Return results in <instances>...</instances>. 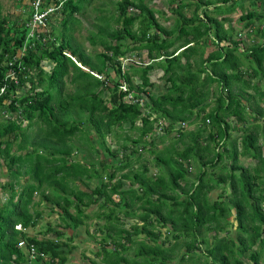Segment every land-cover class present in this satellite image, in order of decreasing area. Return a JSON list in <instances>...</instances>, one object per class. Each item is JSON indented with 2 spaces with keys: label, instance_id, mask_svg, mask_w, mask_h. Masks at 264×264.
<instances>
[{
  "label": "trees",
  "instance_id": "trees-1",
  "mask_svg": "<svg viewBox=\"0 0 264 264\" xmlns=\"http://www.w3.org/2000/svg\"><path fill=\"white\" fill-rule=\"evenodd\" d=\"M90 2L68 0L58 35L55 26L37 33L19 59L30 11L11 21L0 3V166L6 164L13 179L26 166L30 179L18 192L10 185L9 210L0 205V264H67L80 229L91 236L101 264H264V145L258 138L264 136V86L254 82L264 71V0H167L174 16L169 29L146 0H119L116 14L100 15L101 25L87 36L101 48L94 55L72 34L75 15ZM239 9L240 31L248 36L235 39L230 22ZM142 51L148 61L124 70L121 59ZM43 61L52 64L50 72ZM154 70L164 81L159 95L151 92ZM66 79L72 93L64 91ZM129 94L136 101H126ZM232 121L241 124L239 141L231 135L238 130ZM124 125L137 137L122 134ZM108 137L122 141L110 147ZM15 143L17 152L31 151L16 155ZM157 143L164 146L157 149ZM240 157L254 166L242 165ZM36 194L60 209L63 226L47 230L54 239L15 229L39 222L30 210L39 204Z\"/></svg>",
  "mask_w": 264,
  "mask_h": 264
},
{
  "label": "rangeland",
  "instance_id": "rangeland-1",
  "mask_svg": "<svg viewBox=\"0 0 264 264\" xmlns=\"http://www.w3.org/2000/svg\"><path fill=\"white\" fill-rule=\"evenodd\" d=\"M117 1H119V0H91L90 4L86 6L84 12L78 13L75 15V17L79 20V23H77L74 26V30H73L72 34L75 38V43L77 45H79L86 53H88L90 55H94L95 53L101 51V48L99 46L92 47L90 45V43L87 39V36L89 35V33L91 31L96 30L95 25H101L98 21V17L100 15L103 14L106 17H111L112 15L116 14L115 6H116ZM146 1L151 7H153V9L155 11H157L156 15H157V19L159 20V22L164 27H166L168 29L171 28L174 24V16L172 14H170V12H169L170 6L167 3V0H146ZM177 1H179V0H177ZM186 1H192V0H186ZM0 3L2 6V15L6 16V18H8V20L19 21L20 19L27 18L29 10H30V8L28 6V3H29L28 0H23V1L0 0ZM245 9H246V7H245ZM102 12H104V13H102ZM130 12L136 13V10L131 8ZM158 12H161L163 16L159 15ZM185 12H186V15L190 16L191 10H185ZM242 12L243 11L241 9H239L237 11V13L232 16L231 22H230V25L232 27H236V29L241 27V23L238 21V18ZM60 18H61V16L59 14H55V15H52L48 21V24L50 23V25H48V31H50L51 28L53 29L55 26V28L53 29V33L56 36L58 35V31H59L58 25L60 22ZM166 18L168 20H164ZM113 25L114 24L111 23V26H113ZM51 26H53V27H51ZM135 61H137V63ZM139 61H141V62H147L148 61L145 51L138 53V55L135 52L127 54L123 59H121V65H122L124 70H127L130 68V65H132V64L136 63L135 65H140L141 63ZM41 65H42L43 69L45 70V72L51 71L52 64L49 61H43L41 63ZM77 65L80 66L84 71H89L87 68L81 66L78 62H77ZM161 75H162V72L160 70H154L150 73L151 81H154L156 84V87L153 88V90L151 91L155 95H159L165 91V88L163 86L164 81L160 80ZM113 76H114V74L112 73L111 77H113ZM133 81L135 84L139 83L138 77L137 76L135 77L133 75ZM257 85L263 86L264 83H262L261 85H259V84H257ZM28 88H29V85L26 84L25 87L18 92L19 95L26 92V90ZM64 91L66 93H72L74 91V86L71 83H69L68 79H66V85H65ZM248 93L250 94L251 92H248ZM105 98L108 99V94H105ZM6 118H8V115L6 116ZM249 122L251 123V121H249ZM232 123H233V125H235L236 128H238V130H235V132L231 133V135L233 137H235L236 139H238V141H239L241 135L243 134V131L240 128L241 124L237 125L233 121H232ZM25 126H26V122L23 123V127H25ZM242 126H246V125H242ZM127 127H128V125H124L121 133L122 134L129 133V135L133 139L136 138L137 133L136 132H129ZM192 127H194V126H192ZM89 131H90V135L93 138H95V133H94L93 129L90 128ZM28 132L30 133V131H28ZM156 133H157V131H156ZM159 134L162 135L163 132L160 131ZM172 136H174V134ZM172 136H170L169 139H171ZM158 137L159 136L156 135L155 139L157 140ZM258 138H259V143L261 145H264V136L260 135ZM116 141L121 142L122 141L121 137H119V138L108 137L107 138V142L110 145V147H113L114 144H116ZM163 146H164V143H157L156 144L157 149H161V147H163ZM15 147L16 146L14 145L13 146V153H15L16 155H19V154L23 155L27 150L31 151V148H28L26 151L17 152ZM86 155H88V153ZM151 158L152 157L150 155L145 154V159L148 161L147 164L150 167V171L153 174L155 172V169L153 168L154 166H153V161L151 160ZM225 162L227 163V161H225ZM240 163L244 166H247V167H250V166L253 167L254 166V162H252L250 159H246V157H241ZM17 168L18 167L15 166L13 168V170L15 169V171H17ZM218 168L214 169V172H216V174H218L217 173ZM26 169H27L26 166H23L19 170L21 173L20 174L21 176L18 180L19 181V183H17L18 185H16L15 180L12 178L11 173H10L9 169L7 168L6 164H3L0 166V205H2V206L6 205L5 207H7L8 210L10 209V206L7 204V202H8L10 193H11V189L9 186L13 185L15 187V185H16L18 187V191H19L21 189L20 186L29 182V180H30L29 176L24 173V171ZM189 169H190V171L192 170V173L189 175H190V177H193V173H194L193 166H190ZM223 171H225V170H223ZM223 171H220V172H222L224 174ZM102 180H103L102 178L93 180L90 182L89 186L93 187L96 183H99ZM79 187L81 189L86 188L83 184H80ZM226 190H228V189H226ZM217 192H218V190H214L211 193L212 198L217 197ZM226 192H228V191H226ZM48 194L50 196H52L53 193H51L49 191ZM223 197L226 198V196H223ZM33 201L35 203L39 202V204L35 205L34 207L31 206L30 210L38 213L40 216V220L33 227H29L26 230H23L21 228L20 231H22L23 233H26V235L28 237H35L38 240H40V239H54L55 238L54 232L53 231L47 232V230L53 229L55 231V230L60 229L59 225L63 226V223L60 222V216H61L60 209L52 206L51 204L47 203L46 201L41 200L40 194L35 195ZM263 209H264V205H263ZM71 212L72 213L74 212L73 209H71ZM99 222H100V224H102L101 221H99ZM88 223H90V222H88ZM128 224L129 223H127V225ZM17 229L18 228H16V230ZM230 229H231V235L235 236V223H233V226H231ZM67 233L71 234L70 231H67L65 236L61 237V239H60L61 241H66L67 236H68ZM90 237L91 236H89V237L86 236L82 229H80L79 231L76 232V234L74 235V239L71 243V245L74 247V249L72 250L71 254L68 256L67 264H91V261H95L96 263L101 264L99 262V258H96L93 255V252L97 249V246L93 243V240ZM22 240H24V239H22ZM20 248L25 251L24 245H20ZM245 262L247 263L246 259H245ZM39 263L44 264V263H42V261H40ZM247 264H250V263H247Z\"/></svg>",
  "mask_w": 264,
  "mask_h": 264
},
{
  "label": "built area",
  "instance_id": "built-area-1",
  "mask_svg": "<svg viewBox=\"0 0 264 264\" xmlns=\"http://www.w3.org/2000/svg\"><path fill=\"white\" fill-rule=\"evenodd\" d=\"M68 0H51V2L47 3L46 0H30V18L28 22L26 23V28L28 29L27 36L25 39V42L23 44L22 49L17 53L16 57L19 59L23 56V53L25 51V48L28 44L29 40H33L34 38H38L37 33L39 32H46V29L48 28V20L52 15L60 14L61 10L64 7V4ZM69 56V54H66ZM12 63L10 62L9 65ZM12 76L14 75V71H11ZM100 78L99 76H97ZM120 90L123 92H126L127 88L126 85L123 83L120 85ZM4 88L2 87L0 89V94L4 93ZM126 101H136L133 100V97L131 94L128 95L126 98ZM141 105L144 104L143 99L137 100ZM159 125H162L159 123ZM158 132L162 131V129L158 128ZM18 228L17 230H21L20 225L16 226ZM24 245L26 246L25 241H20L19 246ZM27 251L29 252V256L31 259L36 258V254L33 248V245L30 244L27 248Z\"/></svg>",
  "mask_w": 264,
  "mask_h": 264
},
{
  "label": "crops",
  "instance_id": "crops-1",
  "mask_svg": "<svg viewBox=\"0 0 264 264\" xmlns=\"http://www.w3.org/2000/svg\"><path fill=\"white\" fill-rule=\"evenodd\" d=\"M245 7H247V4H246V6ZM30 11V10H29ZM235 15V14H234ZM232 18V17H231ZM262 27V31L264 30V24L261 26ZM260 27V28H261ZM233 28V32H232V34L235 36L234 38L236 39V38H239V37H243L244 36V34H245V36H248L247 35V31H243V32H241L240 31V28H237L236 29V27H232ZM260 28H259V30H260ZM244 33V34H243ZM254 36H256V33H253L252 34V37H254ZM244 39H246V41H248V42H250V43H252L253 42V40H250L249 38H246V37H244ZM251 39H253V38H251ZM260 42H262V39H260L259 40ZM212 48L210 47V48H208V50H211ZM143 52V51H142ZM151 80V79H150ZM254 82L255 83H257V84H259V85H261L262 83H264V71H263V73L262 74H260L257 78H255L254 79ZM264 86V85H263ZM260 87V86H259ZM248 92H251L252 93V91L250 90V91H248ZM235 131H233L232 133H234ZM15 146H16V143L14 144ZM13 145V146H14ZM16 148V147H15ZM263 151H264V148H263ZM12 152H13V147H12ZM241 158V157H240ZM246 159H250L252 162H254L255 163V161L253 160V159H251V158H249V157H246ZM21 176V175H20ZM20 176H19V178H20ZM19 178H17V179H14L15 180V183H16V185H18L17 183H19ZM15 185V187L13 186V192L14 191H16V192H18V187ZM10 187V186H9ZM21 187V186H20ZM16 188V189H15ZM10 195H11V193H10ZM37 195V194H36ZM10 197V196H9ZM9 200V199H8Z\"/></svg>",
  "mask_w": 264,
  "mask_h": 264
},
{
  "label": "clouds",
  "instance_id": "clouds-1",
  "mask_svg": "<svg viewBox=\"0 0 264 264\" xmlns=\"http://www.w3.org/2000/svg\"><path fill=\"white\" fill-rule=\"evenodd\" d=\"M68 57H70L76 64H77V61L75 60V58H73L72 56H68ZM78 66V65H77ZM80 67V66H79ZM81 68V67H80ZM82 69V68H81ZM94 76H96L95 74H94ZM97 77V76H96ZM98 78V77H97ZM101 78V77H100ZM18 226V225H17ZM21 227V226H20ZM15 229H16V226H15Z\"/></svg>",
  "mask_w": 264,
  "mask_h": 264
}]
</instances>
